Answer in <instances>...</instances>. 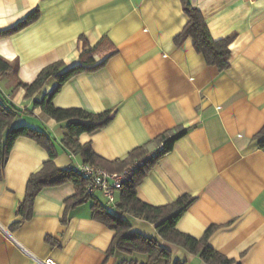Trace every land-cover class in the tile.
<instances>
[{
  "label": "crops",
  "instance_id": "0c3cea01",
  "mask_svg": "<svg viewBox=\"0 0 264 264\" xmlns=\"http://www.w3.org/2000/svg\"><path fill=\"white\" fill-rule=\"evenodd\" d=\"M190 2L212 39L228 41L226 70L207 65L191 38L175 43L188 20L181 0H0V32L38 10L35 21L0 36V56L17 64L15 74L0 78V99L18 109L13 125L45 134L56 151L55 166L70 169L83 161L61 143L66 122L32 107L56 80L49 79L30 99L17 82L32 83L57 61L66 66L105 61L100 69L69 79L52 101L61 109L112 111L111 121L80 134L79 144L116 164L137 148L154 150L159 135L185 129L144 176L136 197L162 206L190 196L193 203L176 223L179 232L200 239L215 227L207 240L210 248L234 264H264V148L254 140L264 126V0ZM47 160L34 140H15L0 179V264H37L46 258L55 264H146L143 254L107 257L114 233L93 220L91 200L70 208L63 222L64 202L75 193L71 183L42 189L32 218L21 221L16 210L27 179ZM93 197L104 205L100 194ZM121 218L130 223V232L155 238L172 262L206 264L159 238L153 224Z\"/></svg>",
  "mask_w": 264,
  "mask_h": 264
},
{
  "label": "trees",
  "instance_id": "16d2710c",
  "mask_svg": "<svg viewBox=\"0 0 264 264\" xmlns=\"http://www.w3.org/2000/svg\"><path fill=\"white\" fill-rule=\"evenodd\" d=\"M181 3L183 12L188 20L181 33L175 38V43L179 44L185 39L191 38L195 52L203 56L207 65L214 66L219 71L226 70L229 67L228 61L230 58L228 41L215 42L201 12L192 6L190 0H181ZM37 18L38 10L36 9L11 29L0 32V36L13 33ZM80 40L85 48L88 47L83 36L80 37ZM104 64L105 61L89 66L80 60L74 65L66 66L61 61L53 62L41 69L32 83L17 82V87L23 88L25 90L24 97L30 99L41 90L49 79L56 80V86L49 93L34 100L32 107H39L47 118L57 122H66L61 143L71 153L79 155L83 163L101 167L109 172H120L134 160L141 158L148 152L144 148H137L130 152L123 162L113 164L96 156L89 144L81 145L77 139L82 133L92 134L107 125L112 119V111L92 113L80 108L61 109L56 108L52 103L55 95L69 79L83 72L98 70ZM16 70L17 64L15 61L10 62L0 56V78L8 74H15ZM17 115V108L0 99V179L3 175L4 164L17 138L27 137L34 140L48 154V160L43 163L41 169L31 174L27 179L24 199L16 210V214L21 221L32 218L35 197L42 189L71 183L74 186L75 193L64 202L63 222L66 220L67 212L70 208L91 200L93 220L104 224L114 233L106 251L107 257L118 254H143L147 256L146 264H153L161 259L165 261V264H189L186 261L172 262L170 252L162 248L155 238L144 237L138 233L130 232V223L121 218V215L125 214L153 224L159 238L183 248L192 255L198 256L206 264H234L233 260L219 254L207 245V240L215 227L207 229L200 239L183 234L175 228L179 218L193 203V199L190 196H180L174 202L162 206L146 204L136 197V188L144 176L161 157L172 150L174 143L186 133L185 129L179 128L168 131L155 138V148L161 142L163 143V148L157 150L144 167L138 170L133 179L122 188L121 197L119 202H117V212L110 214L104 209V205L98 199L85 194V181L78 173L73 171L72 168L59 169L55 166L56 151L52 141L45 134L28 127H15L13 125ZM254 140H257L260 148H264V126L254 136ZM19 223L20 221L14 223L13 228H16ZM47 240L49 241V239ZM120 264L139 263L133 260H123Z\"/></svg>",
  "mask_w": 264,
  "mask_h": 264
},
{
  "label": "built area",
  "instance_id": "2783aa9c",
  "mask_svg": "<svg viewBox=\"0 0 264 264\" xmlns=\"http://www.w3.org/2000/svg\"><path fill=\"white\" fill-rule=\"evenodd\" d=\"M163 148V143L139 159L134 160L120 172H109L101 167L87 163H79L72 166V170L78 173L85 181V194L93 197L100 194L104 199V209L110 213L117 212V193L129 183L139 169L144 167L146 162L155 155L157 150ZM37 264H55L51 258L37 260Z\"/></svg>",
  "mask_w": 264,
  "mask_h": 264
}]
</instances>
